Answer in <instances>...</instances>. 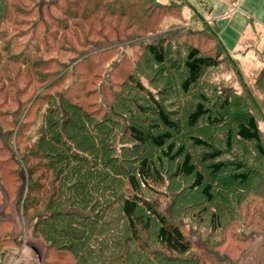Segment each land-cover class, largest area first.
Segmentation results:
<instances>
[{"label": "trees", "instance_id": "1", "mask_svg": "<svg viewBox=\"0 0 264 264\" xmlns=\"http://www.w3.org/2000/svg\"><path fill=\"white\" fill-rule=\"evenodd\" d=\"M21 5L29 8L37 23L32 34L19 40L22 49L18 56L47 77L46 110L39 125L27 141H22L17 159L8 160L20 169L26 234L47 245L44 254L58 264H111L107 255L113 253L114 264H159L157 256L184 260L194 247L162 212L160 199L164 196L159 194L167 186L164 174L193 179L192 186L215 205L213 183L199 167L209 161L213 174L220 176L230 170L224 156L229 154L233 159L238 157L230 178L248 182L251 171L245 170V164L249 166L244 161L252 155L264 163V140L258 123V118L264 117V105L258 106L246 88L242 95L229 94L217 106V70L222 63L213 56L204 57L198 46L182 54L184 73L176 83L180 98L171 103L172 111L166 107L171 99H159L146 87L149 84L160 90L156 79L160 75L171 84L166 73L159 72L167 64L163 44L143 45L141 50L135 45V58L131 59L135 62L126 63L124 69L134 65L133 73H114L103 91L96 93L95 79L101 78L100 72L109 68L122 50L116 41L127 40L132 30L146 29L142 22L147 7L155 11L151 18L156 17L158 9L153 0H0V31L5 39ZM71 9L82 11L81 17L88 21L81 27L88 30H80L81 37L72 33L60 40L52 32L65 33L59 20L75 19ZM96 25L115 38L102 50H96L93 41L98 36ZM212 41L216 43V39ZM58 42L72 43L83 50V55L61 51L55 45ZM168 44L174 47L169 55L179 52L180 41ZM114 77L127 79L131 86L128 93L142 95L152 104L155 120L148 128L147 122L137 125L131 110L119 106ZM258 87L264 91V72ZM136 98L140 97L133 100L141 108ZM185 101H190L187 107ZM1 113L0 131L5 136L14 127L16 116L12 111ZM181 117L184 128L178 126ZM165 163L175 165L173 173L161 169ZM260 166L258 170L263 172L264 166ZM154 195L158 199L152 200ZM6 197L0 201L3 255L22 248V241L13 234L14 221L1 214L9 209L3 207L11 202ZM211 222L220 226L217 213L211 215Z\"/></svg>", "mask_w": 264, "mask_h": 264}, {"label": "rangeland", "instance_id": "2", "mask_svg": "<svg viewBox=\"0 0 264 264\" xmlns=\"http://www.w3.org/2000/svg\"><path fill=\"white\" fill-rule=\"evenodd\" d=\"M153 2L158 12L152 19L151 15L155 11L149 7L145 9L142 24L146 29L139 32L134 28L135 30L128 34L127 40L116 41L122 45V50L119 57L113 59L115 61L109 68L100 72L101 78L95 79L93 87L96 88V93L103 91L104 85L112 80L114 73L116 75L123 72L125 75L133 73L134 65L129 66L128 70L124 69L127 68L126 63L135 62L131 60L135 58L136 52L132 51L135 45L141 50L143 45L163 44L166 48L164 56L167 64L162 66L159 72L166 73L172 86L160 75L156 78L161 83L158 88L160 90L155 91L149 84H146V87L159 99L165 97L171 99L166 107L172 111L174 108L171 103L180 98L176 83H179L184 73L182 54L198 46L204 57L213 56L222 63L217 70L219 79L216 82L217 106L229 94L242 95L246 88L252 92L258 106L264 105V91H260L258 87L259 77L264 72V0H153ZM11 7L15 10L12 4ZM70 13L75 19L62 17L59 20L66 28L65 33L62 30L52 32L60 40H66L72 33L81 37L80 30L85 32L88 30L81 27L83 22L88 21L81 17V10L71 9ZM36 23V17L30 13L29 8L21 5L10 25L9 38L5 39L4 33L0 31V114L2 115L3 111L9 113L12 111L16 116L13 117L16 121L12 125L15 128L12 127L9 134L4 136L0 131V201L2 196L6 199L8 196L11 201L10 204L6 203L3 206L9 207L7 215L3 211L1 214L2 217L14 221L13 234L22 241L20 250L0 254V264H58L56 259L47 258L44 254L48 249L47 245L26 234L20 204L24 196L22 184L18 180L20 169L8 162L10 159H17V153L24 145L22 141H27L37 129L40 115L46 110V103L43 101L47 93L46 74L42 70L29 67L25 64V59L18 56L22 49V42L19 40L32 34ZM96 28L98 36L93 38L96 50L115 42L114 35L104 32L105 28L102 26L100 28V25H96ZM215 39L216 43L212 41ZM177 41H180L181 48L177 46L179 52L171 56L169 54L174 47L171 48L172 44L168 43ZM55 45L61 51L71 52L77 57L83 55V50L70 42L61 44L58 42ZM127 45L129 47H126ZM228 60L233 61L235 66L229 65ZM112 83L116 86L114 94L119 106L131 110L138 121L137 125L139 121L147 122L145 127L148 128L150 122L155 120L152 117L155 111L152 104L142 95L131 96L128 93L131 86L127 79L114 77ZM66 86L68 84H65ZM134 97H140L135 100L141 108H137ZM189 104L190 101H185L184 105L187 107ZM171 115H176V112H171ZM258 123L264 140V117H259ZM2 126L0 121V127ZM178 126L184 128L182 117L178 121ZM246 146L254 149L253 145ZM197 156L199 154H196ZM224 156L228 159L226 168L232 170L234 164H237L238 157L233 159L229 154ZM260 160L259 156L250 155L244 161L249 166L247 168L245 164V170L251 171V174H245L249 180L245 183H241L240 179L233 181L230 178V170L220 176L213 174L209 161H204L199 170L206 173L208 181L213 183L215 205L208 203L201 191L192 186L193 179L170 178L164 174L167 186L159 194L161 197L164 196L160 199L162 212L171 223L182 229L194 250L184 260L176 258L168 260L165 256L164 258L157 256L159 264H264V170L263 172L258 170V165L262 167L264 163ZM174 168L175 165L172 163H165L161 167L162 170H169L172 173ZM210 173L212 177L209 176ZM153 199L158 198L154 195ZM213 213L218 214L219 227L211 222ZM156 251L160 253L158 248ZM113 254L110 257L107 255L108 263L116 262ZM145 264H148L147 261Z\"/></svg>", "mask_w": 264, "mask_h": 264}]
</instances>
